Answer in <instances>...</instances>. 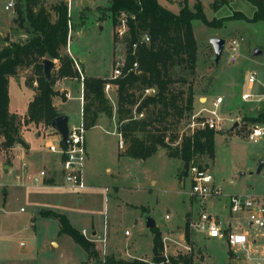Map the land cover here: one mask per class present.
<instances>
[{"label":"rangeland","instance_id":"1","mask_svg":"<svg viewBox=\"0 0 264 264\" xmlns=\"http://www.w3.org/2000/svg\"><path fill=\"white\" fill-rule=\"evenodd\" d=\"M8 1L0 0V46L4 37L17 41L27 35L26 21L21 16L13 19L16 17L15 0H11L13 5L9 9H4ZM56 1L38 0V3L49 8ZM109 1L69 0L68 49L90 75H110L114 57L123 58L125 54L126 29L124 34L117 33L118 23L113 25L106 9ZM157 1L172 12H177L181 6L192 10L198 1L205 18L217 24L209 27L198 19L191 21L196 44L193 68L175 66L170 74L187 81L184 84L175 83V89L186 90L190 83L193 92L191 111L184 113L176 125L175 132L178 134L186 131L185 124L190 114L203 108L199 114L208 115L206 111L213 109L214 98H221L215 107L220 122L213 136V157L201 156L194 160L209 169L219 195L204 198L202 203L189 202L186 194L188 181L181 179L182 162L166 156L163 148L157 147L145 159L122 155V149L118 147L120 137L115 129V93L108 88L104 90V95L111 106V116L99 114L102 123L88 128L84 134L88 154L83 168L87 176L84 178L85 189L64 186L38 193L36 189L16 185L14 174L19 173L21 163L27 162L24 159L14 160L7 170L3 169L1 164H8L12 153L0 143V264H81L87 253L69 236L60 235L64 243L59 248L49 245V241L56 238L57 220L41 217L38 213L40 209L64 213L79 232L85 229L95 251L92 264H100L103 257L101 247L105 244L114 245L115 251L123 254L126 246L134 242L129 250L133 256L151 257L149 236L152 238V233L151 228L145 227L147 217L153 219L155 227L166 231V236L169 229H174L175 234L167 236L166 256L189 253L193 264H253L245 259L242 252L234 250L229 257L224 236L209 238L204 231L187 227L192 241L182 242L177 233L184 232L185 213L190 211L186 218H194L200 209L215 218L217 227L222 231L229 226L231 230L247 232L259 241L264 240V230L249 226L246 213L233 216L225 207L231 194L264 195V166L256 173L259 161L264 159V136L253 140L246 137L252 124L264 127V22H246L242 19L218 21L233 10L250 16L254 7L247 0H224L216 9L211 6L213 0ZM63 2L67 8L68 0ZM119 19H124V15H118ZM9 22V31H4ZM214 36L224 39L223 50L216 64L207 42ZM234 37L239 39V44L235 59L230 62L227 44ZM254 48H260L262 53L252 55ZM62 52L68 55L66 46ZM54 64H57V60ZM18 73L25 84L29 70L20 69ZM249 74L254 75V82L250 86L246 80ZM209 76H212L210 80ZM204 85L207 88L203 90ZM9 92V108L23 112L30 90L15 85V88H9ZM77 93L78 87H71V97L63 104L58 102L66 112L68 126L79 122ZM243 93H248L244 99L240 97ZM198 96L205 100H198ZM256 116H261V121L251 120ZM234 122L236 126L229 130ZM44 129L42 124L29 123L20 127L19 136L32 147L40 141ZM41 150L46 152L45 148L41 147ZM91 230L95 231L94 234L90 233ZM260 244L252 248L258 251L257 254L260 253Z\"/></svg>","mask_w":264,"mask_h":264},{"label":"trees","instance_id":"2","mask_svg":"<svg viewBox=\"0 0 264 264\" xmlns=\"http://www.w3.org/2000/svg\"><path fill=\"white\" fill-rule=\"evenodd\" d=\"M253 7L250 16L233 10L218 21L242 19L246 22H264V0H247ZM224 0H213L212 8H218ZM16 17L26 21V37L22 40L6 42L0 46V136L6 148L14 144L25 146L19 136L20 127L29 123L47 127L58 112L52 105V97L60 95L53 89L59 78L79 77L71 58L62 52L67 43V9L63 0H57L49 8L38 0H15ZM37 5V7H36ZM113 25L118 23V15L125 18L126 38L123 67L119 75L111 77H81V122L87 130L96 124L99 114L111 116V106L104 95V84L114 86L116 133L120 137L121 154L133 159H145L157 147L163 148L168 157L180 159L184 168L198 157H213V136L215 130L202 127L182 134L175 132L176 125L184 113L192 107V88L175 89L174 84L187 81L174 78L171 68L186 65L193 68L196 44L192 34L191 21L198 19L212 27L202 12L198 1L193 9L181 6L172 12L161 6L157 0H110L106 7ZM53 16V19H52ZM142 34L148 42H139ZM135 47L131 48V44ZM57 60L56 68H51L48 76L42 71V59ZM135 62L136 68L130 69ZM29 70L25 78L26 86L34 93L27 102L22 115L8 111L7 81L19 70ZM34 83V84H33ZM152 90L145 92V90ZM253 122L261 121V116L252 117ZM41 217H52L58 221V233L69 236L87 253L94 256L92 241L85 238L68 221L67 217L52 210H39ZM184 239L189 241L186 221L183 226ZM151 257L125 259L117 254L103 255L100 264H193L189 253L164 256L161 253V236L157 227L151 229ZM228 255L231 250H228Z\"/></svg>","mask_w":264,"mask_h":264},{"label":"built area","instance_id":"3","mask_svg":"<svg viewBox=\"0 0 264 264\" xmlns=\"http://www.w3.org/2000/svg\"><path fill=\"white\" fill-rule=\"evenodd\" d=\"M13 5V1H8L3 7L4 9H9ZM69 0L67 2V14H68ZM122 15V14H120ZM67 28L68 34L70 31V21L67 19ZM117 26V33L119 35L125 33V18L119 19ZM67 34V39H68ZM68 41V40H67ZM139 42L147 43L148 36L142 34L139 37ZM239 44V39L234 37L231 38L227 44V53L228 60L233 62L235 59V52ZM128 47V45L125 44ZM67 47V43H66ZM126 47V48H127ZM135 47V43L131 44V48ZM66 52L68 50L66 48ZM72 60V63L75 69L79 73L81 78L80 70L76 61L69 56ZM123 58L116 56L112 61V67L110 76L115 77L120 74L123 67ZM136 68V63L131 64L130 69ZM247 84L250 86L254 82V75L249 74L247 76ZM112 84H104V90L110 88ZM152 90L146 89L145 92ZM65 97H68L67 93H64ZM248 96V93L241 94V98L244 99ZM221 102L220 96H216L212 102L213 109L207 110L205 116H201L199 113L204 109L200 108L195 113L190 114L187 123L185 124V129H188L189 132H192L196 128L207 127L210 129H219L217 124L220 122L219 118L216 116L215 107ZM48 133H45V136H50L55 134V142H48L45 144L48 152L58 155V175L61 178V181L64 185L70 186L75 189H82L85 187L82 169L86 157L85 151V140L84 134L85 129L80 120L77 125L67 126V134L64 141H61V138L58 133H56L49 125ZM264 136V127L254 123L252 124L247 132V139L253 140ZM0 136V143H1ZM15 178L18 177L17 174L14 175ZM32 184H42L43 181L48 178L47 171L44 169H39L35 174L28 177ZM181 179H187L188 181V190L187 197L189 202L191 201H201L207 197H215L219 195L218 188L213 184L212 175L209 169L203 164L198 163H189L186 168H184ZM201 204H199L200 206ZM228 212L231 215H237L240 213H246L248 219V225L256 227L259 230H264V195H247V194H231L227 197V202L225 204ZM165 217H167L165 215ZM186 224L188 229H196L204 231L207 237L216 238L224 236L226 238L229 249L232 253L235 251L242 252L246 259H249L253 264H264V255L261 253L257 254V250H252V248L258 245L256 238L251 237L247 232L243 231H229L221 230L216 225L215 218H212L209 214H205L202 210L199 209L194 218H186ZM166 237H161V253L165 255L167 244L165 243ZM189 250V247L187 248Z\"/></svg>","mask_w":264,"mask_h":264},{"label":"crops","instance_id":"4","mask_svg":"<svg viewBox=\"0 0 264 264\" xmlns=\"http://www.w3.org/2000/svg\"><path fill=\"white\" fill-rule=\"evenodd\" d=\"M10 26H11V23L9 22L8 25H6L4 31H9ZM7 39L8 40H11V41H15L11 37H8ZM3 44H6V42L3 41ZM67 44H68V41H67ZM66 48L68 50V55L71 56L76 61L77 65H78V68L80 66L81 70L80 69L79 70H80L81 76H83V75H86V76H95V75H90V74L86 73L85 70H84L83 65L69 51L68 45H67ZM51 61L53 63V67L52 68H56L57 64H54V61H56V60L55 59H52ZM18 75H19V73H17L16 76L8 77V81H7L8 111L11 112V113H16L18 115H22L25 112L27 102L33 96L34 91L30 87L26 86L22 82L23 78L22 77H19ZM107 76H109V74L106 75V76H99V77H107ZM15 85L18 86V88L21 86L23 88H27V89L30 90L29 97H28V99H27V101L25 103V108H24L23 112H21V113H18L15 110L9 108V101H10L9 88L12 87V86L15 88ZM74 86L75 87L76 86L78 87V93H77V96H75V97L78 100V106H79V122H80V120H81V103H82V99H81V78L80 77H78V78L77 77L59 78V79H57L54 82V85H53V89L56 90L58 93H62L63 98L61 99L60 95H56V96L52 97V100H51L52 105L54 106V109L58 113H62V114H64L66 116V118H67L66 122H68V117L66 115V112L62 109V107L58 104V102H60L61 104H63L67 100V98H70L71 97V95H70V88L71 87L74 88ZM113 87H114L113 85L110 86V90L114 91V88ZM64 93H67L68 94V97H65L64 96ZM202 98L205 100L204 97H201V96H198L197 97L198 100H200ZM101 123H102V121H101L100 115H98V117L96 119V124L93 125V126H91V127H95L97 125H100ZM67 126H68V123H67ZM48 132H49V129L47 127H45L44 132H42V134L40 136V141L37 142V145H33L32 147H30V145H28V144H25V147H22L19 144L18 145H15L14 144V145H12L11 147H8V148L5 147L8 152L11 151V153H12V156L10 157L9 163L8 164H1L2 167L6 166V168H5L6 170L9 168V166L12 165V163L14 162V160H21V159L23 160L24 159L25 162H27L26 164L25 163H21V165H20V171L17 174L18 177L17 178L14 177L16 179V185H18L20 187H24L26 189H36L37 190L36 192H38V193H45L44 192L45 190L58 189L59 187L67 186V185H64L62 183L61 178L58 175V155L57 154H54V153H51V152H48V150L45 147V144L46 143H48V142H55V140H56L55 134H52L50 136H45V133H48ZM119 146H120V139L118 141V147ZM41 147L42 148H45L46 149V152H43L41 150ZM158 149H160V148H158ZM85 151H86V154H87V150H85ZM48 153H50V154H48ZM36 168H38V169L36 170ZM83 168H84V165H83ZM39 169L46 170L47 171L48 178H46L43 181L42 184H32L31 181H30V179L28 177L31 176V175H33V174H35ZM82 175H83V180H85L84 178L87 177V176L84 174L83 169H82ZM68 187L69 188H72L70 186H68ZM85 188H86V186L84 188H82V189H85ZM104 190H105V188H104ZM186 194H187V191H186ZM3 196H5V194H3ZM40 210H49V209H40ZM54 212H56V211H54ZM189 212L190 211H187L185 213L184 223L186 221V215ZM62 214H64V213H62ZM43 218H47V219L51 218L52 219V217H43ZM53 219H55V218H53ZM154 226H155V223H154ZM91 227H92V225H91ZM58 228H59V224H58V221H57L56 238L51 239L49 241V245L52 246V247H54V248H59L64 243V240L62 238H59L60 235H63V234L62 233H58ZM158 230L160 231V236L161 237L165 236L166 237V240L168 239L167 238L168 235L169 236H173L175 234V232L173 231L174 229H169L168 230L169 232H168L167 236L165 235L167 233L166 231L163 232L159 228H158ZM227 230H229V231H237L235 229L231 230L229 226H228ZM94 232L95 231L91 230L90 233L91 234H94ZM80 233L85 238H87L89 240L91 239V238H88L86 236V231H85L84 228H82L80 230ZM124 233H126V231H124ZM177 235H178V238L182 242L185 241L184 235L181 232H178ZM204 235L206 236V234H204ZM149 237H150V242H151V236H149ZM209 238H211V237H209ZM189 241H192L191 240V233L190 232H189ZM257 241H258V244L259 243L262 244L261 248L263 247V249H261L260 247L259 248H260V253L262 255H264V240L263 241H261V240L259 241L257 239ZM133 243L134 242H130L129 245L126 246V248L123 250V254L120 253V252H118V251H115L114 245H107V244H105V245H103L101 247V250L103 252V255H106V254H117V255H119L122 258L129 257V258L150 259V257L148 258V257H142V256H133L129 252V250H131V248H132ZM165 243H166V241H165ZM151 245H152V242H151ZM199 252L200 251H197V253H199ZM232 254L233 253L231 252V254L229 255V257H231ZM93 261H95V259L92 256L91 257H88L87 254H86L85 258L81 260V264H92Z\"/></svg>","mask_w":264,"mask_h":264},{"label":"water","instance_id":"5","mask_svg":"<svg viewBox=\"0 0 264 264\" xmlns=\"http://www.w3.org/2000/svg\"><path fill=\"white\" fill-rule=\"evenodd\" d=\"M82 3H84V1H82ZM208 44L210 45L211 49H212V60L214 62V64H216L218 62V59L220 58L221 52L223 50V46H224V39L221 37H210L207 40ZM127 46H125L126 48ZM262 51L260 48H254L252 51V55H259L261 54ZM53 67V63L51 60L49 59H42V71L43 74L45 76H48L50 73L51 68ZM212 78V76H209L208 80H210ZM207 88V85L203 86V90ZM203 99V98H202ZM67 118L64 114L62 113H58L57 116H55L54 118L51 119L49 126L56 132L59 134L61 141H64L66 138V134H67V122H66ZM234 126H236V122H234L232 124V126L229 128V130H231ZM264 166V159L259 161V164L256 168V173H259L261 171V169ZM4 169L6 168V166L3 167ZM145 226L147 228H152L154 226V221L152 218L147 217L145 219Z\"/></svg>","mask_w":264,"mask_h":264}]
</instances>
